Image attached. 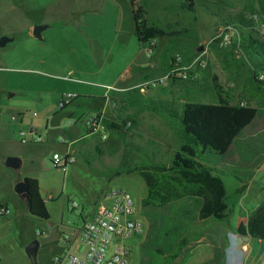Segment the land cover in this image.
<instances>
[{
	"label": "rangeland",
	"instance_id": "1",
	"mask_svg": "<svg viewBox=\"0 0 264 264\" xmlns=\"http://www.w3.org/2000/svg\"><path fill=\"white\" fill-rule=\"evenodd\" d=\"M193 1L194 9L186 11L182 7L185 0H140L138 5L148 8L151 18L158 22H162L161 14L184 16L180 25L190 29L189 34L183 35L188 45L196 46L199 41L213 37L206 53L202 54V49L198 51L200 53L194 51V54L195 57L202 56L205 67L214 72L212 77H216L219 83L225 86L219 78H227L231 85L226 87L231 88L235 94L234 104L256 110L255 118L240 135L252 124L264 121V94L256 93L253 88L246 91L255 85L253 83L251 86L248 82L253 73L259 71L258 61L237 49L230 52V49L210 44L227 25L237 28L240 34L249 33L260 38L264 18L259 16L255 0ZM164 4L166 10H163ZM80 10L77 0H0V38L13 39L4 48H0V52L8 57V66L19 69L16 72H0V87L5 86L6 78L9 77V85L21 90L11 98L10 92L0 96V102L6 105L4 109L24 107L26 117L37 120L39 114L43 115V104L47 102L50 106H56L58 97L63 93L68 94L69 88L61 80L62 75L71 69L93 73L94 62L90 63L85 44L90 48L89 40L96 37L109 43L111 28L97 30L102 23L100 18H94L91 14L86 17L91 18L93 25L90 28L80 26L82 32L63 17L65 11L69 13ZM104 12L107 17L114 15L109 6ZM184 12L187 13L183 15ZM74 16L70 18L76 23L78 17ZM63 19L69 23H65ZM105 24L109 26L107 22ZM35 25L49 27L43 32L42 41L32 37ZM48 75L56 77L55 80L47 79ZM99 77L86 75L87 79H98L96 81H100ZM187 84L192 89L189 99H193L191 101L194 103H218L212 80L203 81L202 90L193 89L195 87L192 83H185ZM36 98L42 101L35 106L32 100ZM177 105L178 102L174 101L167 106ZM159 106L165 105L161 103ZM172 133L167 129L166 134L164 128L151 127L145 121L120 140L113 133H109L107 140L103 142L97 136H90L75 143L77 159L64 172L55 169L52 164L53 152L58 151L55 147L44 143L35 145L32 142L31 137L44 134L42 129H37L35 135L28 134L29 141L21 148L19 169L6 167L8 144L6 136L0 131V200L10 207V214L0 216V264H52L54 257L59 254L57 246H64L63 235L79 230L83 220L103 202L102 196L111 189H123L133 196L138 217L144 225L143 235L130 241L133 248L128 264H225L224 249L229 232H237L234 223L240 216L241 204L238 200L241 199L248 180L232 174L231 169L226 168L223 156L208 153L202 156L205 163L218 169L228 186L230 214L222 221L199 220L200 201L194 198H185L164 207H142L141 199L146 195V187L140 176L115 175L117 171L134 168L142 163L168 164L178 151L175 149L177 145L173 142ZM160 139L168 147L157 144ZM241 147L245 149L247 144L244 143ZM27 177L39 181L49 220L32 216L26 208L24 198L15 193L14 186ZM261 185L264 194V183ZM73 203L78 207L73 208ZM220 230H223L222 240ZM224 230L229 231L226 236ZM37 232H44L41 241L46 244L40 246L35 257H29L25 248ZM115 243L127 245L129 241H114L112 245ZM256 259L257 255L250 258L248 264H254ZM245 263L243 256L239 264Z\"/></svg>",
	"mask_w": 264,
	"mask_h": 264
},
{
	"label": "crops",
	"instance_id": "2",
	"mask_svg": "<svg viewBox=\"0 0 264 264\" xmlns=\"http://www.w3.org/2000/svg\"><path fill=\"white\" fill-rule=\"evenodd\" d=\"M77 1L81 10L69 13L65 11L63 16L64 19H69L70 24H75V26L83 32L80 26L90 28V26L93 25L91 18L87 19L86 15L92 14V17L100 18L102 25L98 26L97 30H102L105 27L111 28L109 43H104L103 39L98 37L91 40L87 37L91 43V49L84 43L85 52H87L90 63L92 64L94 62L93 65L95 66V69L93 70V73L71 69L61 76V80L66 84L67 88H69L68 94H73L75 96V99L71 104L66 106L63 110H58L57 108V104L62 95L58 97V101L55 103L56 106H50L47 102L46 104H43L45 106L42 109L43 115L39 114L37 120L26 117V114L23 113L24 107L12 106L4 109L3 107L6 106L5 103L0 102V131L6 136L8 144L6 155L9 157L21 158V148L25 144L21 142L19 132H25L27 138H29L28 134L35 135L37 129H42L47 135V141L44 144H49L58 150L54 151L53 154H65L66 147L59 142L61 136L69 138L70 141L78 140L77 142L83 141L91 136L87 133L82 123L67 126V120L99 113L103 116L106 126L112 124L121 126L120 130H108V135L109 133H113L118 140L127 133H131V131L137 129L145 121H147L148 125L151 127L158 126L164 128L167 134V129L172 131L167 126V121L171 114L174 112H179L181 114L184 105L187 103L200 104L191 101L193 99H189V93H191L190 91L192 89L188 84L185 85V83H192L195 87L193 89L202 90L201 87L203 81H211L213 79L212 75L214 72L212 70L206 67L197 68L195 71L196 77L189 82L172 80L168 81L162 87L148 89L141 92L137 89V86L144 81L156 79L166 74L169 69L170 60L176 54L181 55L184 60L188 61L196 56L194 51L198 52L201 46H203L202 54H204L207 52V46L213 37L208 40L199 41L196 46L188 45L185 43V37L183 35L189 34L190 29H186L180 25L184 16L178 14L177 16L161 14L162 22H158L151 18L148 8L146 9L144 7L146 10L145 21L148 24L160 28L171 26L174 32L181 33L175 36H165L155 39L152 42L143 43L137 38V27L134 17L135 7L139 6L138 1L140 0ZM191 1L194 4L193 0H185L184 4L191 5ZM107 6L113 10V16L109 15L107 17L105 15L104 9ZM165 6L166 4L163 6L164 9L162 8L163 10H166ZM184 10L186 11L187 9ZM186 13L187 12H184L183 15ZM100 15H102V17H99ZM73 16L78 17V22H72L70 17ZM69 22L65 21V23ZM105 22H107L109 26H106ZM81 34L84 36V33ZM150 45H152L153 53L151 57H148L147 48ZM129 51H131V53H129ZM99 60L101 63H99ZM8 62V57H5V54L0 52V72L3 70L11 72L19 71L17 68L8 66ZM86 75L100 76V81H96L98 79H87ZM48 76L47 79L55 80L56 78L51 77L53 75ZM219 81L224 83L225 87L226 85L227 87L231 85L225 76L219 78ZM9 82L10 78L7 77L5 86L0 87V96L10 92L11 98L21 91L12 88L9 85ZM227 89L232 92V95H235L231 88ZM39 101L42 100L36 98L32 100V103L37 105ZM174 101L178 102L177 106H167L168 104H173ZM144 102L154 104L163 103L165 106L162 108H158L154 105L146 107ZM210 104L216 105L218 103ZM262 110L264 111V108H262ZM128 122L131 123V127L128 131L124 132L123 128ZM171 137L173 142H176L177 146L175 149L179 150V145L174 133L171 134ZM244 143L247 144V148L245 149L241 147ZM157 144L164 146L167 145L164 144L161 139ZM74 146L75 144L73 145V153L76 161L78 150ZM172 147L174 146L172 145ZM223 157L226 160V168L229 170L231 169L232 174H238L240 179L246 178L248 180L245 183V190L241 195V199L238 200L241 204V208L239 211L240 216L238 218L236 217L237 219L234 223V228L237 231L238 225L240 223L246 224L253 213L264 203V194L263 191H261V184L264 183V121L259 122V124H252L241 133L239 137L235 138ZM213 168L218 170L216 167ZM24 202L26 205L25 198ZM0 205L6 206L9 209L8 214H10V207L5 201L0 200ZM94 210L92 212H94ZM228 232L229 231L224 230V236H226ZM43 236L37 237L36 234H34L30 239V242L33 240L38 241V250L40 246L46 244V242L41 241ZM220 236V239L222 240L223 230H220ZM132 240H134V238L129 240V243L125 245L129 251V260L133 248V243H130ZM144 242L145 240L140 243V247ZM57 247L59 248V254H61L69 247V245L64 243L63 247ZM256 255L257 259L254 264H264L263 241L251 238L249 235H241L238 232H229L227 245L224 249L225 264H239L243 256L246 259L245 264H248L250 258H254Z\"/></svg>",
	"mask_w": 264,
	"mask_h": 264
},
{
	"label": "trees",
	"instance_id": "3",
	"mask_svg": "<svg viewBox=\"0 0 264 264\" xmlns=\"http://www.w3.org/2000/svg\"><path fill=\"white\" fill-rule=\"evenodd\" d=\"M259 16L264 18V0H255ZM191 5L183 4V9L192 10ZM146 10L136 6L134 17L137 27V38L148 43L165 36H175L171 26L160 28L145 21ZM216 44L213 40L210 45ZM239 48L247 56H253L258 61L259 71L264 73V40L251 34H240L239 42L233 40L230 52ZM253 73L250 87L256 93L264 94V81L257 80ZM213 86L218 98V104H185L181 114L174 112L167 121V126L173 131L179 145L169 164L142 163L134 168L117 171L121 174H136L144 181L146 195L141 200L142 207H164L173 202L194 198L200 201L198 219L222 221L229 217V190L225 179L216 169L202 160L207 153L214 156H224L233 140L255 118L256 110L242 108L234 104L232 92L213 77ZM189 82V81H187ZM248 99L252 97L247 96ZM145 106L159 104L144 102ZM107 129L120 130L117 124L108 125ZM78 140L73 141L75 144ZM28 186L25 198L27 210L37 218L49 220L45 200L40 192L39 181L35 178L24 179ZM237 232L249 235L251 238L264 242V203L253 213L246 224L240 223Z\"/></svg>",
	"mask_w": 264,
	"mask_h": 264
},
{
	"label": "built area",
	"instance_id": "4",
	"mask_svg": "<svg viewBox=\"0 0 264 264\" xmlns=\"http://www.w3.org/2000/svg\"><path fill=\"white\" fill-rule=\"evenodd\" d=\"M260 40H264V28L260 30ZM239 42L240 33L232 25L223 27L215 39L217 45L222 49H230L233 40ZM242 52L238 47L236 48ZM153 53L152 45L147 48V56L151 57ZM205 62L202 56H197L190 61H185L181 55L176 54L169 63V69L163 76L147 80L137 86L141 92L148 89H156L164 86L168 81L179 80L183 82L191 81L196 77L197 68H204ZM257 80L264 81V73H257ZM75 99L72 94L61 96L57 108L63 110ZM82 123L91 136H97L101 141L108 138V129L99 114L81 116L75 120L68 119L67 125L71 126ZM131 123L128 122L123 131H128ZM22 143H28L27 134L19 132ZM47 141V135L44 133L32 137L35 144H43ZM60 144L66 147L65 154L54 153L52 155V164L55 169L65 171L69 165L75 163L73 153V141L61 136ZM103 202L96 206L94 212L83 220L82 227L74 233L63 235V242L69 247L61 254L54 257L52 264H128L129 251L125 245L112 243L118 241H129L135 237L143 235L144 225L138 218V211L133 196L123 189H111L103 196ZM77 208L76 203L72 204ZM9 209L6 206H0V216H7ZM44 232H37L36 236H43ZM80 245V246H79Z\"/></svg>",
	"mask_w": 264,
	"mask_h": 264
},
{
	"label": "water",
	"instance_id": "5",
	"mask_svg": "<svg viewBox=\"0 0 264 264\" xmlns=\"http://www.w3.org/2000/svg\"><path fill=\"white\" fill-rule=\"evenodd\" d=\"M48 28V26L45 25H35L32 29V36L33 38L37 39V40H42V33ZM13 39L11 38H7V37H1L0 38V48H4L6 46L7 43L12 42ZM203 49V47L199 48V51H201ZM21 165V161L19 158L17 157H7L5 160V166L8 168H12V169H19ZM14 191L17 195L26 198L28 195V186L27 183L23 180L18 182L15 186H14ZM39 247V243L37 240H33L32 242H30L26 248V254L29 257H35L37 250Z\"/></svg>",
	"mask_w": 264,
	"mask_h": 264
}]
</instances>
